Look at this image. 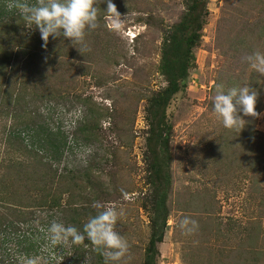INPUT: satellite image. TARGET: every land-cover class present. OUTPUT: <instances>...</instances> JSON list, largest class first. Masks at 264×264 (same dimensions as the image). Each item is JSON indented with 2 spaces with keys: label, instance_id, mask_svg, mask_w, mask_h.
<instances>
[{
  "label": "rangeland",
  "instance_id": "rangeland-1",
  "mask_svg": "<svg viewBox=\"0 0 264 264\" xmlns=\"http://www.w3.org/2000/svg\"><path fill=\"white\" fill-rule=\"evenodd\" d=\"M184 1L115 0L113 3L125 23L119 29L113 28L111 18L105 12L106 16L98 20L97 27L106 32L101 36L100 46L104 49L94 47L90 74L83 76L75 63L73 73L76 78L71 90L31 104V119L35 123L60 131L65 137L66 145L55 162L58 173L71 170L79 176L91 177L108 188L100 203L102 206L125 210L126 214L119 217L115 224V230L129 244L123 264H143L149 242V213L143 206L150 194L145 162L148 128L145 98L166 85L159 73L160 43L163 29L178 20ZM243 1L208 0L209 16L202 41L195 49L196 62L190 71L188 88L177 94L168 109L173 122V183L168 201L170 217L164 240L158 244L160 255L157 264H193L191 254L198 253L208 258L207 249H220L224 243L236 247L243 240L238 236L240 230L256 226L254 221L260 220L264 231V210L258 211L253 205V199L258 194L251 190H257V185L263 186L264 182L259 180L252 184L250 178L253 174L246 162L238 169V162H234L232 157L224 160L218 140L221 122L211 110V97L216 91L213 86L223 64L216 44L220 20L227 15L230 16L228 18L242 15L241 11L247 8ZM26 2L37 4L35 0ZM13 3L14 0H0L3 7L20 14ZM247 5L259 10L264 8V0L257 5L255 1H249ZM133 7L136 8L130 13L124 11ZM145 17L152 21L153 26L148 27L141 22ZM230 20L226 29L232 27ZM89 107L94 109V117L99 118V135L83 140L78 129L90 118ZM113 110L121 115L117 121L118 128L114 129L110 115ZM245 121L244 135H248L253 127L264 133V111L255 119ZM10 124L9 119L0 121L1 145L4 143L1 132L6 131ZM230 155L235 154L229 152ZM90 194L91 191L85 192L89 197ZM79 201L77 199L78 205ZM208 202L212 203V207L207 211L212 213L206 215L205 205ZM182 207L188 209L182 211ZM185 216L197 221L198 228L191 234L179 227V221ZM33 217L37 221L29 227L22 226L19 237H13L3 246L0 264H23L27 257L37 258V264H84L86 258L87 264H100L97 250L86 239L79 244L70 241L50 244L47 238L49 223L55 219L66 225L60 212L35 210ZM205 224L209 225L208 231L202 232V225ZM217 226L219 232L216 231ZM243 238H246L245 234ZM29 239L32 240L30 244L27 242ZM235 255H222V259L227 264H243L235 261Z\"/></svg>",
  "mask_w": 264,
  "mask_h": 264
},
{
  "label": "trees",
  "instance_id": "trees-1",
  "mask_svg": "<svg viewBox=\"0 0 264 264\" xmlns=\"http://www.w3.org/2000/svg\"><path fill=\"white\" fill-rule=\"evenodd\" d=\"M249 1H255L257 5L260 0H244V7L247 8L241 11L242 15H233L231 18L227 15L220 20L216 44L223 57V64L213 86L214 90L217 86L227 90L248 85L256 90V115L241 114L244 120H253L264 111V74L250 69L246 59L253 51L264 52V8H248L246 3ZM97 7L100 9L98 14H103L98 15L100 21L102 16H106L104 11L107 5L104 0H99ZM135 8L124 11L130 13ZM208 16V0H185L178 20L163 29L159 48V73L164 77L166 85L152 91L145 98V120L148 126L145 162L150 194L146 198L147 204L144 202L143 206L149 213L150 236L143 264H157L160 255L158 244L164 240L170 217L168 201L173 183V122L168 109L177 94L188 88L190 71L196 62L195 49L202 41ZM147 18L141 22L148 27L153 26ZM229 19L232 27L226 29ZM104 32L105 29L100 27L88 30L84 43H72L62 36L49 37L45 45L39 29L28 23L21 12L18 14L10 11L0 4V121L9 119L11 122L8 129L1 132L4 143L0 144V253L13 237H19L22 226L29 227L37 221L33 217L35 210L60 212L66 225L82 230L89 215H95L98 211L93 207L94 202L100 204L107 194L108 188L93 181L91 177L79 176L71 170L58 173L55 162L66 145L65 137L60 131L35 123L30 111L33 102L60 96L73 88L75 63L83 76L90 74L94 47L104 49L100 46ZM89 110L90 118L78 129L83 140L97 138L99 135V118L94 117V109L89 107ZM110 115L112 129L118 128L120 113L113 110ZM244 133V128L226 129L221 122L219 150L224 160L233 158L234 162H238V169L246 162L253 174L250 179L254 185L259 180L264 182V133L256 131L254 127L248 131V135ZM232 146L236 149H232ZM229 152L235 155L229 156ZM83 181L86 182L83 184ZM257 187V190L251 189L258 194L253 199V205L258 211H263L264 185L258 184ZM88 191L92 193L90 197L85 195ZM77 199L81 200L80 205ZM211 207L212 203L208 202L205 210ZM184 209L188 208L182 207L180 210L186 211ZM204 213L208 215L212 212ZM260 222L254 221L256 226L240 230L238 236L243 240L236 247L224 243L220 249H207L208 258L198 253L191 254L193 264H227L222 255L227 257L234 253L236 262L264 264V231ZM205 225H202V232L208 231L209 225ZM219 229L217 226L216 231L219 232ZM212 231L215 229L212 228ZM27 242L30 244L32 240ZM87 243L90 245L89 241ZM97 255L100 264H104L102 255L99 252Z\"/></svg>",
  "mask_w": 264,
  "mask_h": 264
},
{
  "label": "clouds",
  "instance_id": "clouds-1",
  "mask_svg": "<svg viewBox=\"0 0 264 264\" xmlns=\"http://www.w3.org/2000/svg\"><path fill=\"white\" fill-rule=\"evenodd\" d=\"M99 0H39L37 4H29L26 0H14L13 6L18 9L24 19L39 29L41 39L47 44L49 37H64L72 43H84L88 30L95 29L98 24L97 7ZM106 11L112 26L121 28L125 23L112 0H104ZM250 69L264 74V52L253 51L246 57ZM257 92L250 86L231 87L224 90L217 86L211 97V110L219 118L226 129H243L246 121L243 116L256 115L255 106ZM242 114V115H241ZM98 209L95 215H89L83 223L82 230L73 225L52 220L47 227V238L51 245L71 242L79 244L85 239L102 255L104 264H123L129 251L128 241L115 230L119 217L126 213L123 208L102 206L94 202ZM181 230L191 234L198 228L197 221L188 216L179 221ZM23 264H37V258H24ZM87 264V258L84 261Z\"/></svg>",
  "mask_w": 264,
  "mask_h": 264
}]
</instances>
